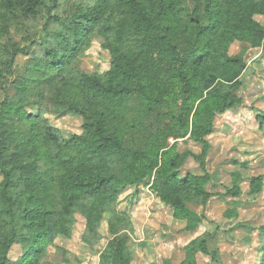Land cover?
<instances>
[{
	"label": "trees",
	"instance_id": "trees-1",
	"mask_svg": "<svg viewBox=\"0 0 264 264\" xmlns=\"http://www.w3.org/2000/svg\"><path fill=\"white\" fill-rule=\"evenodd\" d=\"M43 9L30 46L12 41L11 29L30 37L27 24ZM261 17L264 0H0V87H15L0 101V264H46L39 262L46 246L60 251L64 264H82L56 244L72 239L79 219L91 264H131L126 231L134 227L119 197L140 187L196 235L205 217L194 218L187 206L211 197L207 137L218 116L242 107L249 51L230 56L228 48L238 41L264 52ZM96 38L110 62L89 73L79 65ZM34 45L40 51L25 76L9 78L17 55ZM46 100L53 108L45 111ZM50 111L83 117L81 134L64 138L45 117ZM256 119L263 129L264 113ZM188 142L200 145L199 155ZM189 158L203 175H180ZM231 179L226 196L241 195L246 180L247 196L263 191L261 175L234 171ZM106 222L112 238L98 248ZM258 231L264 264V225ZM213 234L190 238L183 264H196L199 253L215 259ZM15 247L20 254L12 260Z\"/></svg>",
	"mask_w": 264,
	"mask_h": 264
},
{
	"label": "rangeland",
	"instance_id": "rangeland-1",
	"mask_svg": "<svg viewBox=\"0 0 264 264\" xmlns=\"http://www.w3.org/2000/svg\"><path fill=\"white\" fill-rule=\"evenodd\" d=\"M44 16L45 9L35 20L28 22L30 37L11 29L12 41L20 46L28 45L34 34L41 31ZM257 20L264 24V17ZM39 51L40 48L34 45L26 53L18 54L12 65L13 75L9 78L25 76L28 63ZM248 51V65L242 76L243 87L239 91L242 107L218 116L214 122V133L207 138L211 149L205 172L209 175L210 182L205 188L211 197L203 205L187 206L189 214L194 218L205 217L202 226L197 228L196 235L185 233L186 223L174 220L170 209L152 195L148 188L127 190L119 197V209L129 213L134 227L133 233L126 231L131 236L128 242L132 252L131 264H183L185 253L182 247L190 238L206 231L214 233L208 239V247L215 252L216 257L212 260L210 256L199 253L196 255V264H261L260 248L263 241L258 228L264 225V186L258 196L249 197L247 192L250 183L246 180L241 184V195H224L225 186L231 183L234 171H240L245 178L261 175L264 180V128H259L256 119V115L264 113V52L262 45L254 49L248 43L238 41H234L228 48L230 56L244 55ZM109 62L108 52L102 50L100 40L96 38L81 57L79 66L89 73H102L108 69ZM48 91L44 90L46 96ZM14 93L15 87L12 84L7 85L5 91L0 87V101L6 99V96L10 100ZM47 101L40 106L45 111L53 108L47 105ZM37 110L38 106H33L32 113L36 114ZM45 117L52 126L58 127L64 138L77 136L82 132L84 121L81 116L72 113L56 115L50 111ZM185 147L199 155V144L188 142ZM242 164H246V167H241ZM189 171L204 174L199 163L192 158L186 160L180 175ZM130 199L132 202L129 204L127 201ZM83 227L84 222L79 219L72 239H58L56 244L66 247L82 264H91L94 258L83 249L77 234L82 232ZM107 229L106 222L101 227L104 238L98 248L104 247L107 239L112 238ZM19 254L20 248L15 247L12 248L10 257L14 260ZM39 262L64 264L61 252L53 246H46Z\"/></svg>",
	"mask_w": 264,
	"mask_h": 264
},
{
	"label": "crops",
	"instance_id": "crops-1",
	"mask_svg": "<svg viewBox=\"0 0 264 264\" xmlns=\"http://www.w3.org/2000/svg\"><path fill=\"white\" fill-rule=\"evenodd\" d=\"M210 136H211V135H210ZM208 137H209V136H208ZM208 137H207V138H208ZM186 173H187V172H186ZM186 173H185V174H186ZM185 174H184V175H185ZM182 176H183V175H182ZM232 209H235V208H232Z\"/></svg>",
	"mask_w": 264,
	"mask_h": 264
}]
</instances>
